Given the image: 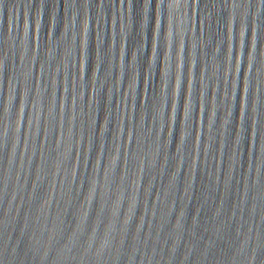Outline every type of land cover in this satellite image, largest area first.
<instances>
[{"label":"water","instance_id":"water-1","mask_svg":"<svg viewBox=\"0 0 264 264\" xmlns=\"http://www.w3.org/2000/svg\"><path fill=\"white\" fill-rule=\"evenodd\" d=\"M0 264H264V0H0Z\"/></svg>","mask_w":264,"mask_h":264}]
</instances>
